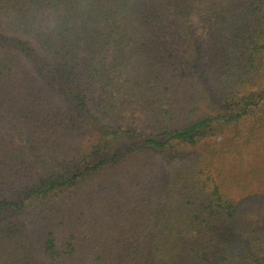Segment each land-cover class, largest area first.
I'll return each instance as SVG.
<instances>
[{
  "label": "trees",
  "instance_id": "1",
  "mask_svg": "<svg viewBox=\"0 0 264 264\" xmlns=\"http://www.w3.org/2000/svg\"><path fill=\"white\" fill-rule=\"evenodd\" d=\"M0 264H264V0H0Z\"/></svg>",
  "mask_w": 264,
  "mask_h": 264
},
{
  "label": "rangeland",
  "instance_id": "2",
  "mask_svg": "<svg viewBox=\"0 0 264 264\" xmlns=\"http://www.w3.org/2000/svg\"><path fill=\"white\" fill-rule=\"evenodd\" d=\"M122 129H125V130H129L131 129L130 127H125V126H122ZM2 130L4 131V129L2 128Z\"/></svg>",
  "mask_w": 264,
  "mask_h": 264
}]
</instances>
